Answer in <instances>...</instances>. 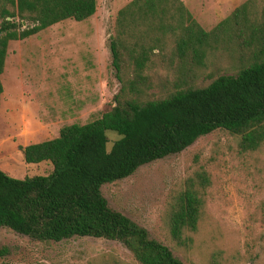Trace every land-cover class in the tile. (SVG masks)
<instances>
[{"label": "trees", "instance_id": "trees-1", "mask_svg": "<svg viewBox=\"0 0 264 264\" xmlns=\"http://www.w3.org/2000/svg\"><path fill=\"white\" fill-rule=\"evenodd\" d=\"M97 7V0H0V104L10 42L67 20L84 22ZM109 51L121 85L114 105L94 122L65 126L58 138L20 147L27 164L48 162L53 171L20 180L0 170V230L40 242L116 241L139 264H184L146 228L112 209L102 187L217 130L240 137L245 150L264 147V0H247L210 31L182 0H133L118 12ZM159 56L167 68L178 64L179 77L166 85L167 96L150 99L154 81L146 71ZM219 58L230 61L231 70L220 72L215 64L206 86L190 83L196 76L187 69H206ZM109 132L119 136L110 150ZM208 183L201 174L171 195L170 234L180 245L199 230Z\"/></svg>", "mask_w": 264, "mask_h": 264}, {"label": "rangeland", "instance_id": "rangeland-1", "mask_svg": "<svg viewBox=\"0 0 264 264\" xmlns=\"http://www.w3.org/2000/svg\"><path fill=\"white\" fill-rule=\"evenodd\" d=\"M133 0H97L96 14L67 20L25 40L12 41L1 77L0 170L15 179L46 176L48 162L27 164L21 146L59 137L69 125H85L112 108L120 83L111 67L109 40L118 12ZM207 31L247 0H182ZM153 58L146 74L150 99L168 95L178 64L167 68ZM165 62L170 60L165 58ZM231 70L215 59L206 69H187L190 83L206 86L215 69ZM108 150L119 139L109 132ZM208 178L205 209L192 241L180 245L170 234L169 201L190 179ZM109 206L146 228L184 264H264V147L245 150L241 138L223 130L201 137L180 154L140 167L132 176L102 187ZM0 264H139L119 242L73 238L40 242L0 230Z\"/></svg>", "mask_w": 264, "mask_h": 264}]
</instances>
